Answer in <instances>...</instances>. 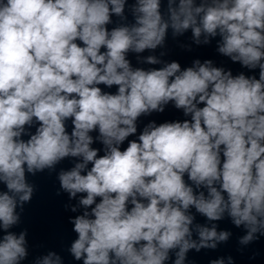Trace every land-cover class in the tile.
I'll list each match as a JSON object with an SVG mask.
<instances>
[{"label":"clouds","instance_id":"9594fccd","mask_svg":"<svg viewBox=\"0 0 264 264\" xmlns=\"http://www.w3.org/2000/svg\"><path fill=\"white\" fill-rule=\"evenodd\" d=\"M126 2L0 0V264L28 255L26 232L10 231L33 196L26 173L69 157L79 162L58 179L70 198L82 194L70 252L83 264H166L173 252L184 264L189 250L228 240L214 223L194 224L191 209L244 226L241 244L264 235V0H167L165 12L161 0H135L131 23ZM113 16L121 23L109 30ZM169 29H190L197 44L218 36L219 53L258 78L211 60L134 68L128 53L163 46ZM170 102L190 119L150 122L128 140L138 118Z\"/></svg>","mask_w":264,"mask_h":264}]
</instances>
